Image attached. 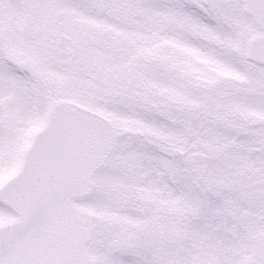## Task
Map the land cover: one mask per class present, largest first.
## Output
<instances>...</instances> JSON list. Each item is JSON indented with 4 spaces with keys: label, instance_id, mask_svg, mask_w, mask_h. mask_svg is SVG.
<instances>
[{
    "label": "snow or ice",
    "instance_id": "6c2138e0",
    "mask_svg": "<svg viewBox=\"0 0 264 264\" xmlns=\"http://www.w3.org/2000/svg\"><path fill=\"white\" fill-rule=\"evenodd\" d=\"M0 264H264V0H0Z\"/></svg>",
    "mask_w": 264,
    "mask_h": 264
}]
</instances>
